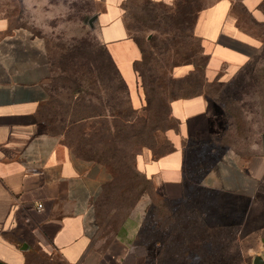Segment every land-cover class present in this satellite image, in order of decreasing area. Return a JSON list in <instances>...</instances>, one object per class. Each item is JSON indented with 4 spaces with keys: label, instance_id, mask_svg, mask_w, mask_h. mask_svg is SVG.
<instances>
[{
    "label": "rangeland",
    "instance_id": "1",
    "mask_svg": "<svg viewBox=\"0 0 264 264\" xmlns=\"http://www.w3.org/2000/svg\"><path fill=\"white\" fill-rule=\"evenodd\" d=\"M213 1L165 4L126 0L131 35L142 41L146 53V62L134 73L133 85L142 106L143 83L153 87L165 104L180 93L178 69L192 66L198 76L204 68L205 77V57L193 27L199 10ZM105 4L104 0H0V12L9 18L11 29L36 49L47 65L49 103L42 113L55 118V128L76 99L96 108L109 99L127 106L95 28L97 14ZM235 14L237 24L255 40V46L250 59L232 69L229 78H205L210 82L206 94L217 107H225L227 126L221 135L200 145L192 141L188 148L190 140L186 141L189 173L185 186L167 198L152 181L140 175L132 178L134 157L143 149L150 150L149 144L165 146L169 142L165 132L178 129L177 121L164 112L167 109L153 102V112L157 108L162 119L151 116L152 122L146 123L140 137L145 146H124L129 168L124 171V164L121 172L113 175L94 205V241L98 249L122 255L118 264H253L256 257L264 260V175L250 181L245 193L211 190L201 181L202 170L224 155H230L244 171L264 161V17L255 19L238 5ZM137 114L149 117L151 113L141 107ZM154 127L161 129H151ZM130 183L138 185L132 189ZM161 205L172 219L163 226L154 221L163 217L162 212L157 213ZM141 218L143 224L139 225ZM122 226L129 228L125 248L117 239Z\"/></svg>",
    "mask_w": 264,
    "mask_h": 264
},
{
    "label": "crops",
    "instance_id": "2",
    "mask_svg": "<svg viewBox=\"0 0 264 264\" xmlns=\"http://www.w3.org/2000/svg\"><path fill=\"white\" fill-rule=\"evenodd\" d=\"M104 1L95 21L98 38L138 110L142 105L133 87L132 65L140 59V51L122 19L124 0ZM151 1L170 4L174 0ZM237 5L255 19L264 17V0H214L197 14L193 32L207 58V80L229 78L232 69L250 59L255 40L237 24ZM190 70L181 67L176 77ZM46 78L42 56L11 29L9 18L0 12V264H118L122 255L98 249L94 241V205L110 174L102 165L81 159L61 137L49 132L40 117L49 97ZM217 106L204 96L173 100L170 115L178 129L166 131L165 137L174 150L159 158H153L148 149L136 155V169L164 197L183 188L186 141L218 137L226 129L225 115ZM218 161L201 178L203 187L245 193L250 181L264 175V161L249 171L230 155ZM121 230L117 239L123 245L129 228Z\"/></svg>",
    "mask_w": 264,
    "mask_h": 264
},
{
    "label": "trees",
    "instance_id": "3",
    "mask_svg": "<svg viewBox=\"0 0 264 264\" xmlns=\"http://www.w3.org/2000/svg\"><path fill=\"white\" fill-rule=\"evenodd\" d=\"M151 1V0H148ZM125 2L122 3L123 9V22L128 33V36L133 40V42L137 45L140 51V59L135 61L132 65L133 72L138 74V65H141L146 62V53L144 47L142 45V41L137 40L131 35L132 28L127 23V16H126V8ZM153 2V1H151ZM160 3V2H155ZM202 9V8H201ZM200 9V10H201ZM199 10V11H200ZM111 64L113 65L116 75L117 81L119 83V89L124 96L127 97L126 104L127 106H123V102H113L112 99L102 101L100 103V107L96 108L90 105L89 102L83 100H75L71 102V106L68 107L66 114L62 117L58 123L61 125L58 128H55L53 123L55 122V118H48L45 116L43 112V108L47 109L48 101L44 104L42 111L40 113V117L42 121L48 127V130L51 134L55 136H59L62 139L63 144H65L69 149L75 151L77 155L85 160L94 162L97 164L102 165L106 168L110 174V179L106 182L101 189L100 194L103 192L104 187L110 182L114 174L120 173L124 164H126V153L124 146H127L128 143L130 144H140L141 146H145L144 143L140 141L141 134L143 133V129L146 128V123H151V116L157 117V120L162 119L160 116V112L158 115V109L153 112L152 104L153 102H157L158 105L161 106L163 109H167L164 111L166 115L170 118V103L173 100L181 99V98H192L196 96H204L207 99L214 102L211 97H209L205 92V87L210 82H207L204 77V68L201 75H196L197 71L195 68L185 74L182 77H177V82L180 83V93L176 96H172L169 102L165 104L162 103V100L159 98V93L153 87L146 85L145 83L142 84V91H143V100L144 105L142 109L150 112L151 114L149 117H140L138 116V110L134 109L131 104V97L129 93L128 86L123 79L122 75L120 74L117 66L115 65L114 61L112 60L110 54L104 47ZM205 57V56H204ZM207 58L205 57V65H206ZM139 76V75H138ZM49 92V91H48ZM215 103V102H214ZM217 104V103H216ZM218 105V104H217ZM103 108V109H102ZM222 109V108H221ZM53 112L55 110H52ZM223 113L226 114L225 107L222 109ZM175 120L174 118H172ZM148 127V126H147ZM178 127V122H177ZM153 130H160V127L151 128ZM192 140H190V144L188 148L192 147ZM197 142V141H195ZM193 141V143L195 144ZM197 144H202L201 142ZM196 145V144H195ZM150 149L153 158H159L165 154L170 153L174 150L172 144L167 142L165 146L156 147L154 144H149L146 146ZM184 150V159H183V170H184V181L183 187L185 186L184 182L188 176V159L186 157ZM135 158L134 157V168L132 173V178L135 180L139 175L147 182L151 181L149 178L144 176L140 173L135 167ZM215 164V163H214ZM212 164L210 167L203 169L201 172V178L212 168L214 165ZM129 166L126 164L124 167V171ZM123 171V172H124ZM132 180V179H131ZM138 183L134 184L130 183L129 187L131 186L134 189ZM132 190H126V192H131ZM100 196V195H99ZM140 194H137L135 201L138 200ZM97 201V200H96ZM96 203V202H95ZM130 204L129 207H132ZM159 211L157 213L160 214L162 212L163 217L159 216L154 219L155 222L161 223L162 226L164 224H170L172 219L165 215L163 212V207H158ZM147 218V217H146ZM152 218V217H151ZM150 218V219H151ZM149 219V218H148ZM148 219L145 223L148 222Z\"/></svg>",
    "mask_w": 264,
    "mask_h": 264
},
{
    "label": "water",
    "instance_id": "4",
    "mask_svg": "<svg viewBox=\"0 0 264 264\" xmlns=\"http://www.w3.org/2000/svg\"><path fill=\"white\" fill-rule=\"evenodd\" d=\"M263 142H264V134H263ZM264 260H262L260 257H256L253 261V264H263Z\"/></svg>",
    "mask_w": 264,
    "mask_h": 264
},
{
    "label": "built area",
    "instance_id": "5",
    "mask_svg": "<svg viewBox=\"0 0 264 264\" xmlns=\"http://www.w3.org/2000/svg\"><path fill=\"white\" fill-rule=\"evenodd\" d=\"M34 172H36V170H33ZM38 208H41L42 206L40 204L37 205Z\"/></svg>",
    "mask_w": 264,
    "mask_h": 264
}]
</instances>
